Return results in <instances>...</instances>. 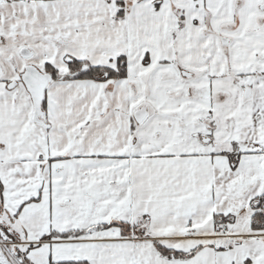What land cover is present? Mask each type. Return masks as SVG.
Masks as SVG:
<instances>
[{"label": "snow or ice", "instance_id": "1", "mask_svg": "<svg viewBox=\"0 0 264 264\" xmlns=\"http://www.w3.org/2000/svg\"><path fill=\"white\" fill-rule=\"evenodd\" d=\"M0 264H264V0H0Z\"/></svg>", "mask_w": 264, "mask_h": 264}]
</instances>
